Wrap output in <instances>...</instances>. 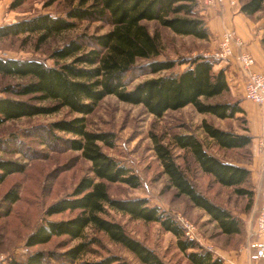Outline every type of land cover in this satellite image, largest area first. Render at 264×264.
Wrapping results in <instances>:
<instances>
[{"label":"trees","instance_id":"trees-1","mask_svg":"<svg viewBox=\"0 0 264 264\" xmlns=\"http://www.w3.org/2000/svg\"><path fill=\"white\" fill-rule=\"evenodd\" d=\"M25 1L12 0L9 8H18ZM263 4L264 0H240V10L246 15H253L262 9ZM198 5L197 0H79V4L70 8L65 16L39 13L0 25V40L34 36L35 45L75 28L77 21H101L111 26L104 33L78 35L53 49L48 55L52 64L34 57L18 59L0 56V77L14 80L0 87V125L67 108L78 115L55 120L45 127L46 131L58 140L60 138L55 131L70 134L72 137L64 139L65 146L79 151L91 163L90 175L81 177L70 193L47 206L41 223L27 236L25 245L46 244L52 238L62 236L67 237L69 242L79 241L72 246L63 243L65 249L59 253L35 250L24 259H12L8 264H52V260L58 264H72L90 250V245L100 242L97 237L86 235L87 228L104 233L110 241L133 253L141 264H167L152 249L129 235L119 222L110 219L107 208L159 223L176 237L177 248L190 264H222L221 258L186 237L184 228L169 211L150 205L145 197H110L109 183L121 182L136 188L140 185V178L102 150L101 144L113 147V133L90 131L85 120V116L107 95H114L126 103L142 105L156 117L187 105H192L199 113L220 119L245 114L239 100L211 101L229 90L224 70L214 69L219 61L202 53L179 59L161 58L160 34L158 31L151 33L144 23L155 21L177 35L207 40L210 32ZM182 65L185 67L176 71V67ZM162 72L166 73L160 74ZM148 75L157 76L144 78ZM140 78L144 79L133 84ZM45 101L50 104H40ZM202 129L221 149L247 151L252 140V136L246 133L247 127L244 133H236L203 120ZM16 140L15 135L0 138V152H21V149L8 148V144ZM152 140L170 187L178 195L187 197L193 206L204 210L223 235L243 233V219L201 193L177 162L174 150L189 152L191 160L202 173L210 175L221 186L231 187L236 195L246 197L248 208L255 195L250 170L211 153L192 133L173 134L171 146L164 144L156 135H152ZM25 169V162L0 155V184L9 175ZM18 198L14 187L4 193L0 201V218L9 214L11 205ZM64 213L71 215L50 218ZM92 264L130 263L118 255H109Z\"/></svg>","mask_w":264,"mask_h":264},{"label":"rangeland","instance_id":"rangeland-1","mask_svg":"<svg viewBox=\"0 0 264 264\" xmlns=\"http://www.w3.org/2000/svg\"><path fill=\"white\" fill-rule=\"evenodd\" d=\"M197 2L200 7L204 6L201 0H197ZM9 4L6 17L9 18L8 20H16L39 13L65 16L70 8L79 4V0H26L13 10L9 8ZM259 15L264 18V4ZM144 23L151 33L158 31L160 34L161 58L191 57L195 55L196 51L204 49L207 45L205 41L192 36L177 35L155 21ZM109 29L111 26L104 22L83 20L77 21L75 28L53 35L45 43L39 45H35L34 36L3 39L0 40V56L18 59L34 57L52 64V61L48 59L49 53L69 39L78 35L101 34ZM225 65L227 64L225 63ZM184 67L185 65L178 66L176 71ZM164 73L166 72L160 74ZM155 76L157 75H148L144 78ZM144 78L135 80L133 84ZM11 81L14 80L0 77V87ZM241 97L237 93L226 92L211 101L245 100L244 97ZM40 104L48 105L50 102L45 101ZM77 115L71 113L67 108H62L49 115L23 117L0 125V138L15 135L17 139L16 142L9 143L8 148L21 149V152L18 153L3 154L0 152V155L26 163V169L23 172L9 175L0 184V201L4 193L13 187L18 191L19 196L18 200L11 205L9 214L0 218V263L8 264L12 259L22 260L35 250L59 253L65 249L63 243L72 246L79 241L69 242L67 237L62 236L54 237L46 244L33 247L25 245L27 236L41 223L47 206L70 193L81 177L91 174V163L83 158L79 151L71 150L65 146L64 139L72 136L55 131V135L60 139H54L45 128L55 120L70 119ZM85 120L87 129L90 131L113 133V147L101 144L102 150L140 178V185L136 188L121 182L109 183L110 197L117 199L145 197L150 205H157L161 209L169 211L182 227L181 221H189L197 228L200 241L211 246L214 250L212 253L216 257L219 256L218 253L223 248L232 247L237 250L246 243L247 234L245 231L239 235H223L204 210L193 206L187 197L178 195L170 187L167 176L154 152L152 140V135H156L164 144L171 146L173 134L192 133L211 153L219 158L232 162H248L253 157L251 150L221 149L206 136L202 129V121L206 120L220 129L244 133V128L247 127L246 114L220 119L210 114L199 113L192 105H187L177 110H168L163 116L156 117L142 105L126 103L114 95H107L96 104L90 114L85 116ZM174 153L177 162L187 172L201 193L216 204L229 209L243 221L252 213L253 217H256V197H253L251 206L248 208L246 197L236 195L231 187L221 186L210 175L202 173L191 160L189 152L175 149ZM70 215V213H64L50 218H66ZM107 216L119 222L129 235L152 249L167 264H190L177 248L176 237L165 231L159 223L133 218L124 212L110 208H107ZM86 235L88 237L95 236L100 242L90 245V250L83 253L72 264H92L109 255H118L130 264H141L133 253L110 241L104 233L87 228ZM219 248L221 249L219 250ZM51 263L58 264L53 260Z\"/></svg>","mask_w":264,"mask_h":264},{"label":"crops","instance_id":"crops-1","mask_svg":"<svg viewBox=\"0 0 264 264\" xmlns=\"http://www.w3.org/2000/svg\"><path fill=\"white\" fill-rule=\"evenodd\" d=\"M230 0H222L220 4L207 7H200V15L204 18L209 29L210 35L206 42V47L196 51L197 53L212 52L218 47L219 40L226 29H232L244 42V49L249 52L255 60L253 70L264 72V45L262 39L264 36L263 23L264 18L256 12L253 15H246L240 10V0H235L237 3L231 5ZM11 0H0V25L14 22L6 17L7 6ZM17 20V19H16ZM200 40V39H199ZM227 67V70H225ZM223 69L226 76V81L229 87L228 92L237 93L243 97L245 75L235 65L224 62H218L214 65L215 70ZM225 68V69H224ZM241 97V98H242ZM249 100L240 101V105L246 114L247 129L246 133L252 136V139L264 133V108ZM251 150V143L248 146ZM232 162V161H231ZM238 165L245 166L251 172V183L255 191V210L261 203L260 191L264 189V172L260 171V157H252L250 161L234 162ZM253 214V213H252ZM249 215L245 219V232L248 235L254 226L255 217ZM244 245V244H243ZM221 248H219L220 250ZM219 258L222 259V264H247V255L245 251L237 253L236 248L228 247L220 250ZM259 264H264L262 260Z\"/></svg>","mask_w":264,"mask_h":264},{"label":"built area","instance_id":"built-area-1","mask_svg":"<svg viewBox=\"0 0 264 264\" xmlns=\"http://www.w3.org/2000/svg\"><path fill=\"white\" fill-rule=\"evenodd\" d=\"M222 0H201L204 6L212 7L221 3ZM235 5V0H230ZM212 60L235 65L245 75L243 97L260 107L264 108V72L253 70L255 60L252 55L244 49L243 40L236 35L232 29H226L218 43L217 49L204 53ZM251 155L260 157V171L264 172V133L251 140ZM261 203L256 212L254 226L247 235L246 243L236 251L246 252L247 264H259L264 260V189L260 191ZM185 235L191 240H197L205 249L211 253V246L200 241L197 228L189 221H181Z\"/></svg>","mask_w":264,"mask_h":264}]
</instances>
